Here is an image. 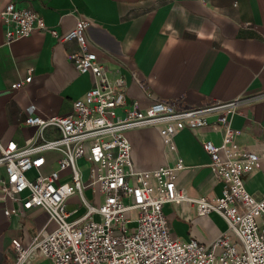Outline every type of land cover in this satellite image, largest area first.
Listing matches in <instances>:
<instances>
[{
  "label": "built area",
  "instance_id": "obj_1",
  "mask_svg": "<svg viewBox=\"0 0 264 264\" xmlns=\"http://www.w3.org/2000/svg\"><path fill=\"white\" fill-rule=\"evenodd\" d=\"M0 16L8 43L35 30L60 41L76 40L78 47L68 58L80 73L94 75L93 85L73 102L70 113L44 117L32 104L26 123L36 126L37 134L23 145L15 140L0 143L4 213L25 216L37 208L49 214L29 243L12 239L13 264H35L40 256L51 264H264V194L251 193L245 178L260 167L261 156L237 142L239 130L231 122L260 94L244 93L202 106L156 97L142 107L138 100L127 102V80L111 78L91 48L86 17H78L72 29L60 33L36 10L13 1ZM31 78L12 86L19 88ZM213 113L217 117L210 120ZM143 126L156 127L167 151L175 154L180 130H222L220 144L203 141L211 170L222 183L221 194L191 197L179 188L177 177L186 167L181 157L174 164L135 168L127 132ZM49 128L59 136L47 138ZM46 151H56L59 158L56 167L42 173ZM32 170L35 175L29 174ZM177 201L195 204L201 216L217 211L228 229L208 243L173 235L164 206ZM50 222H55L51 229Z\"/></svg>",
  "mask_w": 264,
  "mask_h": 264
},
{
  "label": "crops",
  "instance_id": "obj_2",
  "mask_svg": "<svg viewBox=\"0 0 264 264\" xmlns=\"http://www.w3.org/2000/svg\"><path fill=\"white\" fill-rule=\"evenodd\" d=\"M10 1L36 10L60 33L72 29L78 17H86L91 48L108 75L127 80V102L138 100L146 107L159 97L202 106L244 93L260 94L231 122L239 130L237 142L261 156L260 167L245 177L246 187L255 195L264 194V0H0V11ZM77 47L74 39L60 41L42 30L8 43L0 16L1 144L15 140L23 145L37 134V127L26 123L30 105L44 117L68 114L93 85V73H80L68 58ZM30 74L29 82L12 86ZM216 117L213 113L209 119ZM45 135L56 138L59 132L49 128ZM127 135L135 168L174 164L181 157L186 167L178 174L179 188L191 197L221 194L222 183L211 170L203 141L220 144L222 130H180L176 154L167 151L156 127L130 129ZM45 156L44 167L50 171L59 153L46 151ZM4 175L0 165V179ZM164 211L173 235L180 238L208 243L228 229L220 213L201 216L193 203H167ZM46 214L34 208L25 216H8L0 200V264H13L12 239L29 243L48 221Z\"/></svg>",
  "mask_w": 264,
  "mask_h": 264
},
{
  "label": "rangeland",
  "instance_id": "obj_3",
  "mask_svg": "<svg viewBox=\"0 0 264 264\" xmlns=\"http://www.w3.org/2000/svg\"><path fill=\"white\" fill-rule=\"evenodd\" d=\"M41 171H42V173H47L48 170L46 171L45 167H42ZM46 216L49 218L48 213L46 214ZM54 225H55V222H52L51 226H49V228L50 229L53 228ZM34 262H35V264H51L50 259L45 257V256H40V257L35 258Z\"/></svg>",
  "mask_w": 264,
  "mask_h": 264
}]
</instances>
